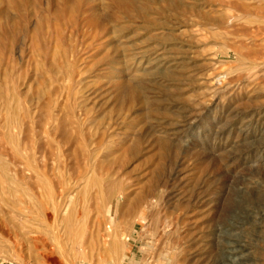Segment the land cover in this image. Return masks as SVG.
I'll return each mask as SVG.
<instances>
[{"label": "bare ground", "instance_id": "obj_1", "mask_svg": "<svg viewBox=\"0 0 264 264\" xmlns=\"http://www.w3.org/2000/svg\"><path fill=\"white\" fill-rule=\"evenodd\" d=\"M181 2L0 0V142L5 147L0 174L7 178L12 172L8 153L28 163L33 180L30 231L36 243L42 244V237L50 240L61 254L71 242L84 255L95 251L97 264H126L141 220L154 228L149 237L157 242L171 226L185 223L167 206L171 196L187 186L184 179L198 169L201 156L183 138L166 134L154 140L150 129L163 124L157 115L166 99L149 88L150 75L138 59L140 53L129 50L118 34L139 19L150 29L155 17L169 13L170 19L178 18ZM198 3L204 19L213 10L222 12L221 4ZM170 23L168 37L182 27ZM72 28L86 29L77 43ZM182 67L171 74L173 84L191 83L188 67ZM253 98L246 96L244 103L236 99L219 113L231 122L242 121L246 115L239 109L254 106ZM249 111L254 117L264 115L263 107ZM216 121L217 116L213 125ZM225 126L219 128L221 133ZM118 133L131 134L130 144L114 149V154L107 147L121 139ZM145 142L157 145L158 160L144 174L128 176L125 160L132 159L134 167L144 155ZM70 156L81 161L77 175L71 171ZM144 180L149 184L141 183ZM78 237L84 240L81 247L74 245Z\"/></svg>", "mask_w": 264, "mask_h": 264}, {"label": "rangeland", "instance_id": "obj_2", "mask_svg": "<svg viewBox=\"0 0 264 264\" xmlns=\"http://www.w3.org/2000/svg\"><path fill=\"white\" fill-rule=\"evenodd\" d=\"M205 1L221 4L222 14L213 10L209 18H202L198 2ZM181 8L183 13L178 18L170 19L169 13L155 17L156 23L149 30L142 27L147 26L145 19H139L137 25L118 33L129 50L140 53L138 59L150 75L149 88L167 100L161 115H157L163 124H153L150 129L154 140L166 134L172 139L183 138L192 143L202 161L184 179L187 186L173 194L167 206L169 213L178 215L185 225L178 222L171 226L169 234L157 242L149 237L154 228L141 220L125 262L264 264V115L248 113L256 107L264 108V0H182ZM171 20L182 27L168 37ZM85 30L71 29L74 43L82 40ZM184 65L191 83L173 84L171 74ZM249 95L256 99L255 107L241 106L240 112L246 115L242 121L231 122L220 115L222 107L234 105L236 99L244 103ZM216 116L219 123L213 125ZM223 126L225 131L221 133L219 128ZM118 134L121 139L107 147L111 153L130 144L131 134ZM143 146L144 155L135 163V171L130 167L132 159L125 160L128 176L146 171L157 162V145L155 149L148 142ZM0 149L2 157L5 147L1 142ZM8 155L12 172L7 178L0 174V264H97L95 251L84 255L71 242L66 244L69 252L61 254L50 240L42 237V244L35 242L36 236L30 231L33 180L28 163ZM69 161L73 175L79 174L81 161L72 156ZM178 202L181 208L176 207ZM49 223L53 224L52 218ZM58 228L62 230L61 224ZM75 242L80 247L84 244L81 237Z\"/></svg>", "mask_w": 264, "mask_h": 264}]
</instances>
